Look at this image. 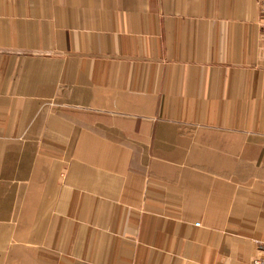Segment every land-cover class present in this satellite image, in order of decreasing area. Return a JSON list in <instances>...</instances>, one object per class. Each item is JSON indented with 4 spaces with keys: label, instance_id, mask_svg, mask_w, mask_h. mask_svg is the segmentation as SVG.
<instances>
[{
    "label": "crops",
    "instance_id": "crops-1",
    "mask_svg": "<svg viewBox=\"0 0 264 264\" xmlns=\"http://www.w3.org/2000/svg\"><path fill=\"white\" fill-rule=\"evenodd\" d=\"M260 256L258 0H0V264Z\"/></svg>",
    "mask_w": 264,
    "mask_h": 264
},
{
    "label": "rangeland",
    "instance_id": "rangeland-1",
    "mask_svg": "<svg viewBox=\"0 0 264 264\" xmlns=\"http://www.w3.org/2000/svg\"><path fill=\"white\" fill-rule=\"evenodd\" d=\"M258 7H259L260 14H263L264 12H263V9L261 8V4H260L259 0H258ZM67 107H66V104L56 103L53 100H49L48 105L44 107V112L46 110L51 109L50 111L56 113L58 116L61 117V115H62V118H68L70 116L67 117L66 115L62 114V112L66 111V110H69V109H67ZM84 115L87 118H89L88 120L90 121V125H92V123H91L92 121L90 120V118L92 117V115H90V114L82 111V109L75 111V113L73 112V115L72 116H73V120L74 121H71V120H69V121L72 122L73 124L80 123L79 125L81 127H87L85 123H89V122H87V121L84 120V118H85ZM121 118H122V121L124 123H130L131 122L130 121L131 120L130 119L131 118L130 115H124V114H122V117ZM162 118L165 119V120H167L168 121L167 123H171V124L172 123H179L178 125H181V126L182 125H185L186 128H188L189 130L186 131V132H184V133H186L188 136H190L192 138L194 137V133H195V130L194 129L197 126H195L193 124V122H191L192 120H188L189 119V115H185V116H166V117H164V116H150V119H151L150 121H155L156 123L157 122H162L163 121ZM193 119H195L194 121L196 123L201 121L200 120L201 117H199V116H193ZM53 120L54 119L51 118V119L48 120V122H51ZM188 125H190V126H188ZM192 126H194V127H192ZM142 149L143 148H138V150H140V152H141ZM154 155L155 156L158 155L156 148H155V151H154Z\"/></svg>",
    "mask_w": 264,
    "mask_h": 264
},
{
    "label": "built area",
    "instance_id": "built-area-1",
    "mask_svg": "<svg viewBox=\"0 0 264 264\" xmlns=\"http://www.w3.org/2000/svg\"><path fill=\"white\" fill-rule=\"evenodd\" d=\"M260 4H261V8L263 9L264 12V0H259ZM252 264H264V256H260V257H256Z\"/></svg>",
    "mask_w": 264,
    "mask_h": 264
}]
</instances>
